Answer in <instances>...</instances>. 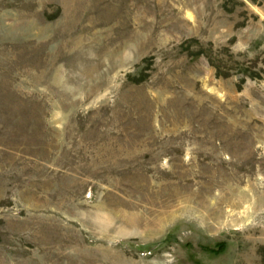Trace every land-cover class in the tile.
Instances as JSON below:
<instances>
[{"label":"rangeland","instance_id":"rangeland-1","mask_svg":"<svg viewBox=\"0 0 264 264\" xmlns=\"http://www.w3.org/2000/svg\"><path fill=\"white\" fill-rule=\"evenodd\" d=\"M0 264H264V0H0Z\"/></svg>","mask_w":264,"mask_h":264},{"label":"trees","instance_id":"trees-1","mask_svg":"<svg viewBox=\"0 0 264 264\" xmlns=\"http://www.w3.org/2000/svg\"><path fill=\"white\" fill-rule=\"evenodd\" d=\"M221 249H223L222 244H218L216 249H215V248H210V251L218 252V251H220Z\"/></svg>","mask_w":264,"mask_h":264},{"label":"bare ground","instance_id":"bare-ground-1","mask_svg":"<svg viewBox=\"0 0 264 264\" xmlns=\"http://www.w3.org/2000/svg\"><path fill=\"white\" fill-rule=\"evenodd\" d=\"M211 91V90H210ZM213 91V90H212ZM213 93H214V91H213ZM216 93H217V91H216ZM219 95V94H218ZM220 96V95H219Z\"/></svg>","mask_w":264,"mask_h":264}]
</instances>
